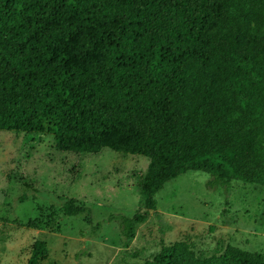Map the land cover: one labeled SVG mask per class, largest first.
Instances as JSON below:
<instances>
[{
    "label": "trees",
    "instance_id": "1",
    "mask_svg": "<svg viewBox=\"0 0 264 264\" xmlns=\"http://www.w3.org/2000/svg\"><path fill=\"white\" fill-rule=\"evenodd\" d=\"M2 130L22 134L23 159L46 135L63 154L145 157L133 173L145 210L117 221L124 247L186 171L226 192L231 180L264 185V0H0ZM20 165L13 182L37 192ZM45 252L34 241L27 264ZM217 260L264 264L230 244ZM146 264L212 257L175 242Z\"/></svg>",
    "mask_w": 264,
    "mask_h": 264
},
{
    "label": "rangeland",
    "instance_id": "2",
    "mask_svg": "<svg viewBox=\"0 0 264 264\" xmlns=\"http://www.w3.org/2000/svg\"><path fill=\"white\" fill-rule=\"evenodd\" d=\"M21 138L0 131V264H27L34 241L46 251L38 264H146L175 242L212 257V264L225 244L264 260V185L231 180L226 192L207 186L208 174L186 171L155 193V209L124 247L117 221L145 210L133 173L144 171L147 159L108 148L63 154L51 148L49 135L23 159ZM17 162L35 178L37 192L13 182ZM72 162L78 164L74 175ZM67 208L82 211L68 215Z\"/></svg>",
    "mask_w": 264,
    "mask_h": 264
}]
</instances>
